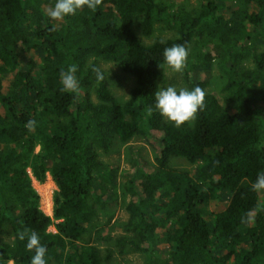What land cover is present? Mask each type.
I'll use <instances>...</instances> for the list:
<instances>
[{"label":"trees","instance_id":"16d2710c","mask_svg":"<svg viewBox=\"0 0 264 264\" xmlns=\"http://www.w3.org/2000/svg\"><path fill=\"white\" fill-rule=\"evenodd\" d=\"M54 3L0 0V264H30L34 250L20 235L33 231L46 264H105L112 251L103 244L112 240L142 252L144 264H264V206L251 188L264 171V0H200L194 10L100 0L95 10L51 20ZM159 22L174 36L144 43L132 27L148 37ZM174 44L190 52V88L205 93L203 108L179 126L154 107L170 68L163 50ZM99 58L135 77L126 99L111 90ZM215 61L222 95L206 89ZM70 65L76 92L61 90ZM136 136L158 148L156 164L130 177L129 233L114 236L118 168L100 154ZM171 156L201 162L183 170ZM48 175L56 185L51 215L33 186Z\"/></svg>","mask_w":264,"mask_h":264},{"label":"rangeland","instance_id":"374dc122","mask_svg":"<svg viewBox=\"0 0 264 264\" xmlns=\"http://www.w3.org/2000/svg\"><path fill=\"white\" fill-rule=\"evenodd\" d=\"M174 7H184L187 10L198 9L200 6V0H166ZM174 7L171 10H174ZM133 30L137 32L136 34L142 39L144 43H151L156 38H167L174 36V31L170 29L165 23L159 22L155 26L154 33L151 36H144L142 34L141 28L132 25ZM259 49H264V45H261ZM187 57L184 62V66L179 70L175 71L172 68H166V83L161 88H166L168 86L185 89H191L188 82L185 79V66L189 59L190 52L187 51ZM251 64V62H249ZM99 66L107 72L109 79L110 88L113 93L121 100L126 99L129 95L130 89L136 84L135 77L125 73L114 60H107L99 58ZM206 80H208L207 90L215 91L222 95V84L224 83V73L215 61L205 75ZM193 118V117H192ZM192 118L190 120H192ZM166 120H168L165 117ZM38 150V146L36 148ZM158 153V148L150 142L144 136H136L132 138L128 143L124 145L118 144L115 150L111 153L100 154V158L111 165H115L118 168L115 183V193L117 198L114 202L109 205V209L113 211V218L110 224V231L114 236L129 233L124 229V222L128 218V211L126 210V205L128 201L132 198L131 192L127 190V184L131 176H133L137 170L140 169H154L156 161L155 157ZM201 162L197 160L196 162H191L185 157L181 156H171L170 165L174 168L194 171L195 167ZM51 185V200L56 185L52 180L51 176L48 175L45 182L41 183L33 178V186L40 194L41 208L49 215L52 214V209L49 211L47 204L45 203V197L41 191L42 185ZM53 184V185H52ZM49 185V186H50ZM220 198L225 199L222 192L219 194ZM224 201H227L225 199ZM258 205L264 206V190H259V202ZM53 206V200H52ZM52 208V207H51ZM107 218L105 212H100L99 219L101 221ZM50 230L55 231L53 226ZM109 247L112 251L111 259L107 260L105 264H144V254L139 250L131 247L119 248L115 242L112 240L108 244H103V249ZM262 251L264 253V244L262 246ZM10 264H13L10 262Z\"/></svg>","mask_w":264,"mask_h":264},{"label":"clouds","instance_id":"9594fccd","mask_svg":"<svg viewBox=\"0 0 264 264\" xmlns=\"http://www.w3.org/2000/svg\"><path fill=\"white\" fill-rule=\"evenodd\" d=\"M100 4V0H55V3L47 10L46 15L51 20H59L66 16L75 13L76 10L86 6L90 10H95ZM52 30H55L53 25ZM187 49L182 44H174L171 47H166L163 50L164 63L175 71H179L183 66L187 57ZM96 73L97 81L103 79L102 73L97 68H93ZM76 67L70 65L65 71L60 72V83L62 91L76 92L78 90V81L75 76ZM204 91L199 87L192 89L175 88L168 86L161 88L154 93V107L159 111L162 117L174 122L176 126L190 120L198 109L204 106ZM152 108L148 109V114L151 115ZM34 121H27L26 127H32ZM254 191L264 190V171H258L255 181L251 184ZM249 219L251 217L249 216ZM21 240L26 239V249L34 254L30 257V264H46L45 255L46 248L39 241L36 232L21 233Z\"/></svg>","mask_w":264,"mask_h":264},{"label":"bare ground","instance_id":"6f19581e","mask_svg":"<svg viewBox=\"0 0 264 264\" xmlns=\"http://www.w3.org/2000/svg\"><path fill=\"white\" fill-rule=\"evenodd\" d=\"M50 184H44L42 185V193L45 197V203L47 204V207L49 211H51L52 207V200H51V185ZM53 185V184H52Z\"/></svg>","mask_w":264,"mask_h":264}]
</instances>
